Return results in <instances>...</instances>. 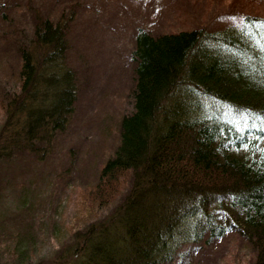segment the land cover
I'll return each instance as SVG.
<instances>
[{
	"label": "trees",
	"instance_id": "obj_1",
	"mask_svg": "<svg viewBox=\"0 0 264 264\" xmlns=\"http://www.w3.org/2000/svg\"><path fill=\"white\" fill-rule=\"evenodd\" d=\"M109 1H24L27 27L17 18L0 31V52L18 65L13 74L11 61L0 70V264H177L197 242L229 233L247 245V264H264V0H225L203 20L194 8L174 16L181 26L139 28L130 47L132 108L114 151L63 221L55 215L72 174L65 167L52 176L49 193L59 201L47 211L53 199L41 187L50 175L32 162L72 157L65 134L80 88L95 83L89 65L67 59L81 45L73 26L94 6L101 17ZM28 181L27 203H9L14 186ZM45 222L58 244L29 262L24 230L37 234Z\"/></svg>",
	"mask_w": 264,
	"mask_h": 264
},
{
	"label": "rangeland",
	"instance_id": "obj_2",
	"mask_svg": "<svg viewBox=\"0 0 264 264\" xmlns=\"http://www.w3.org/2000/svg\"><path fill=\"white\" fill-rule=\"evenodd\" d=\"M24 1L28 0H0V31L3 26L6 27L9 22L15 19H20L18 22H21V26L27 27L28 22L24 13L18 10ZM90 1L92 3L93 0ZM224 1L110 0L108 3L110 8H103L101 17L96 18V14H100V12L94 6V10H89L85 14V26L84 22H76L73 28L80 33L81 45L78 46L77 44L76 47L72 48L73 55L69 53L67 59L72 63L75 62L76 66L81 65L84 69L85 66L89 65V80L93 82L94 77L95 83L89 88L85 87L86 92L84 88H80L81 98L65 134L66 148L69 149L70 146L74 148L71 151L72 157L67 153L64 154V157H57L56 160L50 158L44 164L32 162L37 171L50 175V181L47 180L41 187L42 189L40 188L41 192L45 193L46 198L51 194L53 201L47 205V211L50 213L54 212V205L59 201L54 193H49L54 185L52 176H55L59 170L64 171L65 167L72 174L70 187L73 189L67 201L59 206L55 215L57 220L63 221L64 217L68 218V214L74 205L72 198L76 196L79 190H84L87 183H91L95 179L99 165L106 160L109 153L114 151L120 130V118L123 113L132 108L129 82L134 73V64L131 60L130 47L135 44L138 29L147 28L150 31L158 32L172 27L169 21L181 26L182 23H179L174 16L179 13L182 15L189 14L194 8L197 9L195 15H199L197 19L203 20L206 17L205 13L214 12L213 9L216 4L224 8L226 6L223 4ZM260 4L261 2H254L250 10L258 9ZM84 52L85 64H82L79 60L83 59ZM63 60H60L61 71L68 68L63 67ZM9 61H11L9 69L10 67L13 69L11 73L13 74L18 67L16 61L8 59L6 53L0 52V70ZM97 67H99V71L94 74ZM8 80L14 81V77H8ZM30 181L18 182L14 186L9 203H15L19 206L27 203L29 193L34 186ZM66 194L67 191H63L61 199ZM52 231L53 228L48 222H45L43 230L37 234L34 231L30 232L29 229L24 230L21 248L32 253L29 262L47 256L51 247L50 242L58 244ZM187 233H181L176 239L181 241ZM42 239L46 241L44 246L30 247ZM242 242V239L232 233L215 241L203 239L190 250H184L189 246L180 247V250L182 249L184 252L182 251L183 254L181 253L176 261H178L177 264H235L234 260L237 264H247L249 253H246L248 251L247 245H242Z\"/></svg>",
	"mask_w": 264,
	"mask_h": 264
},
{
	"label": "bare ground",
	"instance_id": "obj_3",
	"mask_svg": "<svg viewBox=\"0 0 264 264\" xmlns=\"http://www.w3.org/2000/svg\"><path fill=\"white\" fill-rule=\"evenodd\" d=\"M241 239V238H240Z\"/></svg>",
	"mask_w": 264,
	"mask_h": 264
}]
</instances>
